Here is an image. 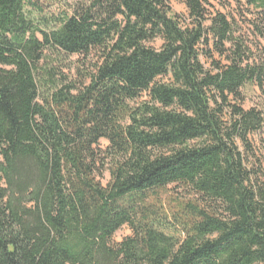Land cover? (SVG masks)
<instances>
[{"label":"trees","instance_id":"16d2710c","mask_svg":"<svg viewBox=\"0 0 264 264\" xmlns=\"http://www.w3.org/2000/svg\"><path fill=\"white\" fill-rule=\"evenodd\" d=\"M181 1L0 0V264H264V0Z\"/></svg>","mask_w":264,"mask_h":264},{"label":"rangeland","instance_id":"374dc122","mask_svg":"<svg viewBox=\"0 0 264 264\" xmlns=\"http://www.w3.org/2000/svg\"><path fill=\"white\" fill-rule=\"evenodd\" d=\"M83 0H28L27 10L32 12V14L37 17L41 23L49 25L54 22V20L62 14L70 15L72 13V8L74 5ZM210 4L217 10L221 12H227L224 8H229L232 5V0H209ZM168 5L172 14L177 15L180 18L187 17V10L181 0H168ZM155 49H159L161 46V41L156 40L149 44ZM48 65L52 64L58 68H61L62 73L69 79H74L76 77V68L82 63L86 67L89 66L88 60L78 59L77 57H63L61 55L54 54L47 60ZM244 102L242 104L244 109H249L251 107L264 108V97L260 90L256 86H246L243 89ZM146 96H142L139 101L146 100ZM253 142L257 149L258 154L264 160V138H254ZM108 145V142L101 140L99 148L104 150ZM101 185L106 186L109 181L108 172H104L102 177L99 178ZM169 193L179 192L174 186L169 188ZM131 235V230L127 226L121 227L112 237L110 243L111 245H117L125 238Z\"/></svg>","mask_w":264,"mask_h":264}]
</instances>
